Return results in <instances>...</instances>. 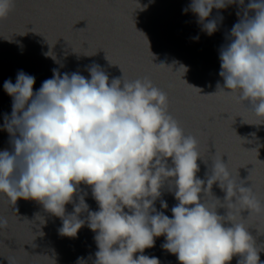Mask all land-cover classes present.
<instances>
[{"label":"clouds","instance_id":"obj_1","mask_svg":"<svg viewBox=\"0 0 264 264\" xmlns=\"http://www.w3.org/2000/svg\"><path fill=\"white\" fill-rule=\"evenodd\" d=\"M231 5L243 11H237L230 42L220 49L223 85L218 82L217 91L244 106L247 102L260 121L255 125H261L264 0H249L246 7L245 0H191L183 11L190 10L201 30L212 35L218 30L217 20L223 19H209L212 10ZM13 6L14 0H0V20ZM88 72L90 78L53 69L52 78L35 92V77L22 70L15 83L4 82L12 104L11 114H5L0 125L10 144L0 150V195L11 204L21 198L37 202L61 219L62 236L75 238L87 223L96 233L98 249L92 264H160L157 257L143 254L160 236L165 238L162 248L179 264H229L233 256L242 258L237 264H260L259 252L264 249L257 250L237 218L242 219L245 211L264 213V205L251 185L234 178L228 161L222 159L226 155L215 153L210 174L199 178L197 161H205L198 140L185 134L169 112L164 90L148 76L130 80L122 73L109 81L99 65ZM82 184L91 189L98 211L89 210L87 192L80 194ZM214 184L225 195L223 201L215 197L219 205L210 207L205 196ZM165 185L178 201L171 218L155 208ZM67 204L74 207L66 214ZM167 207L161 200V208ZM218 208L226 209L225 215H219ZM85 212L87 216L80 218ZM7 223L0 216V230ZM76 264L88 261L78 257Z\"/></svg>","mask_w":264,"mask_h":264},{"label":"water","instance_id":"obj_2","mask_svg":"<svg viewBox=\"0 0 264 264\" xmlns=\"http://www.w3.org/2000/svg\"><path fill=\"white\" fill-rule=\"evenodd\" d=\"M138 2L143 10L137 0H14L7 18L0 20V125L5 114H11L12 104L3 84L9 79L15 83L21 70L35 77L34 92L52 78L53 69L90 78L88 68L99 65L109 81L122 73L130 80L148 76L168 94L169 112L185 134L198 140L206 163L197 161L200 170L196 175L206 179L213 155H226L222 159L228 161L234 178L244 180L241 183L246 187L251 185L264 205V124L255 125L260 121L247 102L244 106L217 91V83L223 85L220 49L230 42L231 28L239 19L237 11L242 13L243 8L213 9L209 19H223L217 20L218 30L207 35L197 17L190 10L183 11L191 0ZM6 148H10L9 134L0 129V150ZM80 188L81 195L87 192L84 198L89 210L98 211L91 189L83 184ZM173 191L165 185L155 202L156 210L169 218L178 203ZM211 192L205 201L210 207L218 206L215 197L223 201L225 193L216 184ZM161 200L167 203L166 209L161 208ZM74 201L78 202L75 196ZM73 207L67 204L66 214ZM217 212L225 215L226 209ZM243 215L238 222L248 229L257 250L264 249V213L245 211ZM0 216L8 222L0 230V264H76L78 257L92 264L95 259L96 233L87 223L75 238L62 236L58 231L61 219L40 204L22 198L11 204L3 195ZM86 216L85 212L80 218ZM164 242V236L155 238L154 246L143 254L157 257L160 264H179L174 254L162 248ZM259 256L264 264V251ZM241 259L233 256L229 264Z\"/></svg>","mask_w":264,"mask_h":264}]
</instances>
